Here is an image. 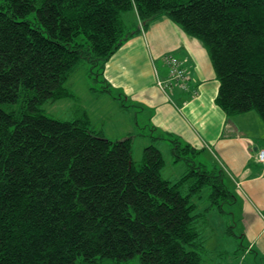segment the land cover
Segmentation results:
<instances>
[{
  "label": "trees",
  "instance_id": "obj_1",
  "mask_svg": "<svg viewBox=\"0 0 264 264\" xmlns=\"http://www.w3.org/2000/svg\"><path fill=\"white\" fill-rule=\"evenodd\" d=\"M128 11L137 30H127ZM163 16L204 44L220 85L216 104L228 116L257 112L264 123V0H0V264L206 262L200 218L237 204L218 166L168 137L186 161L172 184L154 144L137 165L133 136L109 140L82 107L71 121L41 108L71 96L65 83L86 62L101 76L99 92L129 109L106 65ZM204 189L209 205L198 213Z\"/></svg>",
  "mask_w": 264,
  "mask_h": 264
},
{
  "label": "crops",
  "instance_id": "obj_2",
  "mask_svg": "<svg viewBox=\"0 0 264 264\" xmlns=\"http://www.w3.org/2000/svg\"><path fill=\"white\" fill-rule=\"evenodd\" d=\"M168 55L177 58L187 72L186 89L158 85L169 78ZM105 78L126 96L129 109L109 95L105 101L114 104L116 113L106 118V112L101 119L120 112L123 120L118 123L124 129L118 136L150 132L152 144L161 153L162 146L172 150L168 137L177 138L197 149L200 161L218 166L237 197L232 211H238L233 216L243 223V264H264V168L258 161V152L264 148V123L255 112L228 116L216 104L220 85L204 44L167 17L157 18L111 58ZM102 130L106 137H113ZM154 136L165 138L154 141ZM209 241L217 243L213 238Z\"/></svg>",
  "mask_w": 264,
  "mask_h": 264
},
{
  "label": "rangeland",
  "instance_id": "obj_3",
  "mask_svg": "<svg viewBox=\"0 0 264 264\" xmlns=\"http://www.w3.org/2000/svg\"><path fill=\"white\" fill-rule=\"evenodd\" d=\"M123 19L126 23L127 30L133 31L139 28V22L134 14V12H125L123 13ZM79 41L83 40V37L78 38ZM97 69L92 70L91 65L83 62L69 77L65 83V87L71 92V96L58 99L56 101H47L41 108L44 113L53 118H57L64 121H71L78 117V111L84 108L93 123V126L96 130L101 131L104 129L108 131L109 134L113 137L108 138L109 140H122L127 136L122 135L121 131L124 129L122 125H119L118 122L122 121V116H119V112L116 116L110 117L107 120L103 121L101 119V114H106L107 116L114 115L116 107L109 101H105L107 94L100 93L99 91L103 87V83L100 79L97 80ZM161 81V80H159ZM158 81V82H159ZM96 88L98 91L92 90ZM113 99V96H112ZM117 102L122 105L121 100ZM115 102V103H117ZM108 110V111H107ZM257 114V112H255ZM258 115V114H257ZM261 119V118H260ZM262 121V119H261ZM254 125V124H253ZM256 126V124H255ZM103 131V130H102ZM253 132H255L253 130ZM256 132H260L258 128ZM151 133H134L133 136V159L134 162L138 165L143 158L144 147H142L143 142H146V146L151 145ZM117 136V137H116ZM140 137V138H138ZM140 144V146H139ZM163 158L165 160V166L162 169V177L168 181H171L172 184L177 181L186 170V161L184 159H177L172 153V150H167L162 146ZM186 158V155H182ZM177 161V162H176ZM176 162V163H175ZM208 189H204L201 198H195V201L198 206V213H204V209L209 205L208 200ZM234 205L226 204L224 206L223 212H218L215 209L206 211L204 214L207 215L206 218H200L199 222L201 226L207 230L205 232V261L202 264H240L243 258V252L245 249L241 247V242L244 240L241 237L243 230L242 219L231 215V212L236 213L238 211H232ZM207 219V222H206ZM227 226H233V230L236 235L228 233ZM223 229V230H222ZM217 241V243H210V239ZM133 264H138V260H135Z\"/></svg>",
  "mask_w": 264,
  "mask_h": 264
},
{
  "label": "built area",
  "instance_id": "obj_4",
  "mask_svg": "<svg viewBox=\"0 0 264 264\" xmlns=\"http://www.w3.org/2000/svg\"><path fill=\"white\" fill-rule=\"evenodd\" d=\"M166 63L169 66V78L167 81H159L158 85L162 88L170 86L171 84L181 85L182 88H187L188 76L185 71L180 67V62L173 56L166 57ZM258 161L264 167V148L258 152Z\"/></svg>",
  "mask_w": 264,
  "mask_h": 264
}]
</instances>
